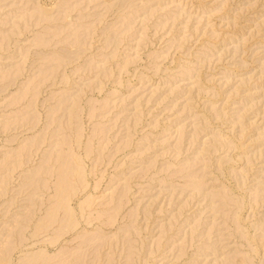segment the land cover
Instances as JSON below:
<instances>
[{
	"label": "rangeland",
	"instance_id": "1",
	"mask_svg": "<svg viewBox=\"0 0 264 264\" xmlns=\"http://www.w3.org/2000/svg\"><path fill=\"white\" fill-rule=\"evenodd\" d=\"M25 263L264 264V0H0V264Z\"/></svg>",
	"mask_w": 264,
	"mask_h": 264
},
{
	"label": "bare ground",
	"instance_id": "2",
	"mask_svg": "<svg viewBox=\"0 0 264 264\" xmlns=\"http://www.w3.org/2000/svg\"><path fill=\"white\" fill-rule=\"evenodd\" d=\"M75 103H76V100H75ZM66 161H67V160H66ZM63 164H64V163H63ZM62 166H64V165H62ZM65 166L67 167V163H66ZM68 170H69V167H68ZM62 174H63V173H62ZM62 174H61V175H62ZM64 174H65V173H64ZM32 175H33V174H32ZM34 175H35V174H34ZM65 176H66V174H65ZM32 177H34V176H32ZM59 178H60V177H59ZM63 178L66 179V177H63ZM61 179H62V178H61ZM65 179H64V181H65ZM60 181H61V180H60ZM67 181H69V178H68ZM60 183H61V182H60ZM64 183H66V182H64ZM64 183H63V184L61 183V187H60V188H62V185L66 187V185H65ZM67 183H68V182H67ZM69 183H70V182H69ZM58 184H59V183H58ZM69 185H70V189H71V187H72L71 185H72V184H69ZM73 185H74V184H73ZM58 186H60V185H58ZM75 186H76V185H75ZM65 187H64V191H65V190H66V192H67V190L69 191L68 186H67L68 189H66ZM60 188H58V189H60ZM73 188H74V186L72 187V192H73L74 189H75V188H74V189H73ZM61 190H62V189H61ZM75 190H76V189H75ZM57 192H58V191H57ZM63 193H64V192H61L60 194H63ZM64 195H65V194H64ZM67 195H68V192H67ZM60 198H61V197H60ZM62 198H63V197H62ZM68 198H69V196H68ZM58 199H59V198H58ZM66 199H67V197H66ZM63 201H64V198H63ZM65 201H66V200H65ZM61 202H62V200H61ZM61 202H60V204H61ZM65 203L69 205V201H67V202H65ZM66 204L64 205L65 207H66ZM63 208H64V207H63ZM66 211H67V210H66ZM70 212H71V215H72L73 212H72V211H70ZM70 212H68V213L70 214ZM70 217H71V216H70ZM72 218H73V216H72ZM73 219H74V218H73ZM75 221H76V220H75ZM68 224H69V223H68ZM63 226H64V223H63ZM22 239H23V238H22ZM13 247H14V246H13ZM39 257H40V256H39ZM26 258H27V257H26ZM28 260H29V259H28ZM26 261H27V260H26ZM22 263H23V262H22ZM26 263H27V262H26ZM26 263H25V264H26Z\"/></svg>",
	"mask_w": 264,
	"mask_h": 264
}]
</instances>
